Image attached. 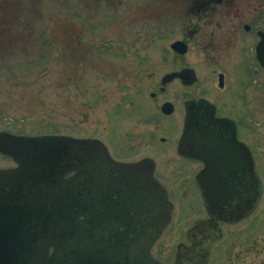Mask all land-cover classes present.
<instances>
[{
    "label": "rangeland",
    "instance_id": "obj_1",
    "mask_svg": "<svg viewBox=\"0 0 264 264\" xmlns=\"http://www.w3.org/2000/svg\"><path fill=\"white\" fill-rule=\"evenodd\" d=\"M23 2L21 19L29 23L5 41L0 54V131L97 137L121 161L153 156L174 207L151 252L172 261L177 245L189 244L185 230L204 215L192 179L197 164L182 165L175 142L184 98L205 89L237 117L238 137L251 148L262 181L257 206L220 223L222 235L209 242L207 264H264V69L255 59V38L238 36L237 67L226 66L229 86L220 90L197 47L181 59L170 48L179 36L170 26L175 0ZM182 64L195 69L197 84L186 88L174 79L161 92V76ZM164 100L174 104L170 115L160 111ZM13 165L0 154V168Z\"/></svg>",
    "mask_w": 264,
    "mask_h": 264
},
{
    "label": "water",
    "instance_id": "obj_2",
    "mask_svg": "<svg viewBox=\"0 0 264 264\" xmlns=\"http://www.w3.org/2000/svg\"><path fill=\"white\" fill-rule=\"evenodd\" d=\"M259 34L256 56L264 67V31ZM170 46L186 50L178 41ZM174 77L187 84L197 79L193 68H183L165 73L161 83ZM184 109L178 152L205 164L196 182L210 218L194 229H211L209 237L197 234L190 245L179 243L172 261L151 254L173 207L151 157L117 160L97 137L1 130L0 153L15 166L0 168V264H207L209 242L221 235L217 220L248 215L261 197L262 181L230 118L215 116L205 98L185 100ZM161 110L169 114L173 104L165 101ZM214 127L225 132L223 144L237 146L235 195L218 188L211 157L201 154Z\"/></svg>",
    "mask_w": 264,
    "mask_h": 264
},
{
    "label": "flooded vegetation",
    "instance_id": "obj_3",
    "mask_svg": "<svg viewBox=\"0 0 264 264\" xmlns=\"http://www.w3.org/2000/svg\"><path fill=\"white\" fill-rule=\"evenodd\" d=\"M186 1L187 3L183 4L184 0H175V3L172 4V9L169 11L171 30L173 32L174 31L179 32V36L176 37L171 43L178 41L182 43V45L186 48L184 52L180 53L177 50H174L170 46L177 59L183 58V56L187 53V51L191 47L193 46L197 47L198 52L201 55L200 59L203 62L212 65L211 72L216 77L217 87L220 90H226L228 89L229 86V81H228L229 72L227 71L226 66L229 64H234L236 69L237 38L241 34V32H244L245 34L251 35L253 38H255V43H254L255 59L257 61L258 66L261 69H264L260 65L259 60L257 59L256 56V44L260 40L259 31H264V0H186ZM231 48L233 49V54H231V50H232ZM183 68H193V67L186 64L184 65L182 64L181 67L173 69L171 71H178ZM257 69L258 68H255L254 72H256ZM152 74L153 72L148 74V76H152ZM195 74L197 79L193 83H188V84L184 83L180 77H174L172 80L166 82L163 85L161 83V78H160L159 90L163 92L166 88V85L169 82L173 81L174 79L180 81V84L186 88L192 87L198 82V76L196 71ZM236 74L237 72L235 73V76ZM235 87L237 89V85H235ZM151 96L155 97L156 96L155 92H151ZM198 98H205L214 105L215 116L230 118L235 124L236 136H237V117L233 115L230 112V110L226 111V109H228L226 107V104L218 103L215 100L209 98L207 96V92L205 89L201 93L199 92L194 94L191 93L190 95L186 96L182 102L183 109H184L185 100L198 99ZM165 101H170V100H164L160 104V111L164 115H170L174 111V104L173 102L170 101L173 104V110L171 111V113L166 114L161 110V105ZM184 115H185V109H184ZM184 115L175 142V152L182 165L186 166L188 163L197 164L196 169L192 174V179L194 184L198 187V190L200 191V188L196 182V175L204 168L205 166L204 162L199 158L180 154L178 152V141L183 128ZM177 129H178V125H177ZM159 139L161 142H166V137L161 136ZM224 139H226L225 132L221 130L219 131L217 127H214L213 131L209 133V136L205 140L204 145L201 147L202 149L201 154L204 151L205 156L211 157L210 159L211 163L214 164L215 167V171H213V174L218 176L217 179L215 180V183H217L218 188L220 189L221 187L226 186L228 187V190H231V192L235 195L237 192V146H228L226 144H223ZM143 157H151L154 160L153 174L161 182V180L156 175L157 165L155 158H153V156L151 155H145ZM202 202L204 206V215L196 218L192 222L191 226L185 230V236L187 240H189V244H185V245H190L192 243L191 242L192 239L197 234L209 237L210 235L209 232L212 231L211 229H206L205 231L203 227L194 229L195 223H197L198 221H202V219H204L205 221L206 219L210 218L207 210L205 209L203 198H202ZM223 222H228V221L218 219L216 223L217 229L219 227V230L221 231V235H222V228L220 223ZM177 250H178V246H177ZM177 254H175L174 258L177 256Z\"/></svg>",
    "mask_w": 264,
    "mask_h": 264
},
{
    "label": "trees",
    "instance_id": "obj_4",
    "mask_svg": "<svg viewBox=\"0 0 264 264\" xmlns=\"http://www.w3.org/2000/svg\"><path fill=\"white\" fill-rule=\"evenodd\" d=\"M23 1L24 0H0V54L3 51L5 41L10 39V36H15V32L19 31L21 26L25 27L29 23L27 18H25V21L21 19L23 17L22 10L24 6L20 9L19 7ZM23 3L25 4V2ZM17 19L21 21L17 22Z\"/></svg>",
    "mask_w": 264,
    "mask_h": 264
}]
</instances>
